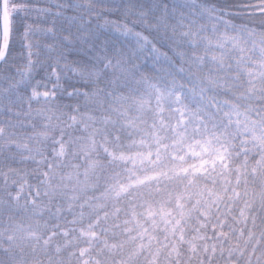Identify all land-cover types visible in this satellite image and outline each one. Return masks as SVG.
<instances>
[{"label":"snow or ice","instance_id":"1","mask_svg":"<svg viewBox=\"0 0 264 264\" xmlns=\"http://www.w3.org/2000/svg\"><path fill=\"white\" fill-rule=\"evenodd\" d=\"M0 264H264V0H0Z\"/></svg>","mask_w":264,"mask_h":264}]
</instances>
